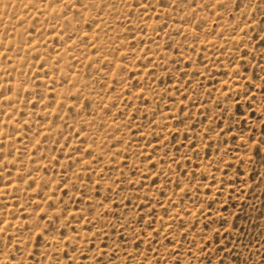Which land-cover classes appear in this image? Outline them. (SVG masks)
Wrapping results in <instances>:
<instances>
[{
  "label": "rangeland",
  "instance_id": "1",
  "mask_svg": "<svg viewBox=\"0 0 264 264\" xmlns=\"http://www.w3.org/2000/svg\"><path fill=\"white\" fill-rule=\"evenodd\" d=\"M0 264H264V0H0Z\"/></svg>",
  "mask_w": 264,
  "mask_h": 264
}]
</instances>
